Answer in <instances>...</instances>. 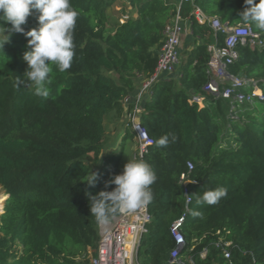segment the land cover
<instances>
[{"label":"trees","instance_id":"16d2710c","mask_svg":"<svg viewBox=\"0 0 264 264\" xmlns=\"http://www.w3.org/2000/svg\"><path fill=\"white\" fill-rule=\"evenodd\" d=\"M115 1L70 0L80 13L75 56L66 72L53 66L48 99L24 81L30 38L0 21V33L9 35L0 48V188L7 195L0 264H90L99 236L89 197L115 188L109 182L122 172L126 141L134 139L122 99L137 89L139 77L152 74L164 28L177 14L189 23L192 45L180 51L176 72L156 80L143 101L139 122L152 142L130 159L143 160L156 175L138 264H170V227L179 217L180 264H264V100L240 105L203 90L210 79L207 46L221 45L226 33L193 16L199 9L236 26L244 0H127L132 12L112 24L108 9ZM36 15L22 25L25 32L39 27ZM235 49L227 73L255 82L264 94V47L237 43ZM193 96H202L201 105ZM119 121L124 133L109 152L106 122ZM165 135L169 143L159 146ZM91 172L98 174L95 186L87 183ZM219 187L227 195L217 204H197Z\"/></svg>","mask_w":264,"mask_h":264},{"label":"built area","instance_id":"2783aa9c","mask_svg":"<svg viewBox=\"0 0 264 264\" xmlns=\"http://www.w3.org/2000/svg\"><path fill=\"white\" fill-rule=\"evenodd\" d=\"M128 16L127 12L122 13L119 23H123ZM193 16L199 23L207 22L215 32L224 31L226 33L221 45L213 43L207 46L209 54L207 70L210 79L203 86V90L210 95L220 96L240 105L252 103L255 99L263 101L264 94L255 82L229 75L226 71V65L237 58L235 49L237 43L246 44L251 50L261 49L264 47V37L253 31L248 24L227 26L219 23L216 19L208 18L199 9L193 11ZM163 33L164 40L158 50V58L152 74L141 80L133 95H126L122 99L125 126L133 132L137 142L133 153L134 157L142 155L152 142L139 122L143 101L149 98L152 85L156 80L176 72L180 61L182 38L190 34L189 23L177 14L165 26ZM190 101L200 105L202 96H193ZM180 178L183 179L184 174H181ZM149 220L150 216L146 206L134 214L123 215L118 213L111 218L107 225L98 224L99 238L94 253L90 255V264H138V245L141 236L147 231L146 224ZM181 222L182 217H179L170 227V233L175 242L170 252V264L181 263L180 251L184 244L183 236L179 232ZM224 244L229 245L230 242L227 241ZM224 252L225 257L228 258L229 253ZM200 255L204 257L205 251L201 252Z\"/></svg>","mask_w":264,"mask_h":264},{"label":"clouds","instance_id":"9594fccd","mask_svg":"<svg viewBox=\"0 0 264 264\" xmlns=\"http://www.w3.org/2000/svg\"><path fill=\"white\" fill-rule=\"evenodd\" d=\"M246 6L240 12L241 23H249L264 31V0H244ZM36 15L39 27L27 32L22 25L29 16ZM80 13L70 0H0V21L11 25L8 32L23 33L28 39L29 51L24 53L27 63L25 77L34 89V94L42 99L51 95V74L53 66L63 73L70 69L74 56V29ZM6 32V31H5ZM0 33V48L9 42V35ZM168 136H163L159 146H167ZM98 174L91 172L88 184L95 186ZM156 175L143 160H128L123 172L115 175L110 184L111 191H101L90 195V212L100 225H107L116 214L130 215L145 208L152 201L151 185ZM227 195V189L219 187L205 191L197 199V204L215 205ZM193 216L199 215L192 211Z\"/></svg>","mask_w":264,"mask_h":264},{"label":"rangeland","instance_id":"374dc122","mask_svg":"<svg viewBox=\"0 0 264 264\" xmlns=\"http://www.w3.org/2000/svg\"><path fill=\"white\" fill-rule=\"evenodd\" d=\"M127 0H116L114 5L108 9L109 21L114 24L119 21L121 14L125 11L132 12L131 8L126 4ZM192 45V41L189 38H184L180 44V51L183 52L186 49H189ZM263 102L256 103V108L258 110L263 111ZM124 133V126L121 124V121L114 124L106 122V136H107V144H113L108 151H115L117 144H120L122 135ZM136 139L127 140L125 151H124V159L122 162V172L124 169V165L131 159L133 153L135 152L136 148ZM121 172V173H122ZM120 173V174H121ZM7 195H5L4 191L0 188V213L3 211V202ZM94 251H92V254ZM91 254V255H92Z\"/></svg>","mask_w":264,"mask_h":264},{"label":"crops","instance_id":"0c3cea01","mask_svg":"<svg viewBox=\"0 0 264 264\" xmlns=\"http://www.w3.org/2000/svg\"><path fill=\"white\" fill-rule=\"evenodd\" d=\"M133 15L135 16L136 14H133ZM189 37H190V34H188V35H186L185 37H183L182 40H183L184 38H189ZM190 39H191V37H190ZM137 81H138V82H137V89H138V87H139V85H140V82H141L140 77H139V79H137ZM137 89H136V90H137ZM136 90H135L134 92H132L131 95H133V94L136 92ZM201 103H202V102H201ZM200 105H201V104H200ZM122 118H123V116H122ZM119 122H120V121H119ZM116 123H118V122H116ZM116 123H114V124H116Z\"/></svg>","mask_w":264,"mask_h":264}]
</instances>
